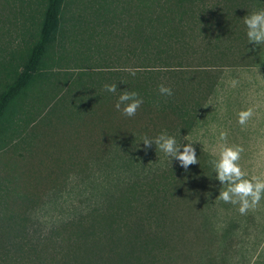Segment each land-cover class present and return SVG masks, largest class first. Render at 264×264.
<instances>
[{
	"label": "trees",
	"instance_id": "obj_1",
	"mask_svg": "<svg viewBox=\"0 0 264 264\" xmlns=\"http://www.w3.org/2000/svg\"><path fill=\"white\" fill-rule=\"evenodd\" d=\"M261 9L264 0H0V22L2 10L21 12L17 20L23 35V45L10 51L0 40V151L15 142L41 110L29 108L32 95L39 98L44 88L54 85L57 74L52 69L62 59L50 57L58 43H65L60 38L71 37L61 36L67 11L76 17L70 25L74 33L90 25L87 16L106 30L120 29L118 51L130 62L126 65H132L105 76L82 68L77 77L67 79L47 113L54 110L62 122L82 113L84 119L103 124L99 130L106 153L116 143L134 153L135 138L143 146L145 136L155 139L166 133L177 139L193 130L215 87L207 72L187 64L203 47L212 58L215 50L225 57L219 44L244 42L243 18ZM2 30L0 24V37ZM111 84L117 85L116 93L105 90ZM161 84L172 89L171 97L159 93ZM124 90L143 99L131 118L122 115L123 105L115 108ZM197 158L199 164L187 170L179 163L146 168V176L134 175L107 203L66 213L64 205L72 199L68 174L54 172L42 186L45 177L21 172L11 186L0 188V264H185L198 243L210 264H220L223 250L233 246V229L225 231L217 247L205 214L200 224L187 216L190 199L201 193L196 185L204 188L213 175L211 158L199 153ZM62 177L67 178L66 197L58 187ZM79 192L83 198L86 192Z\"/></svg>",
	"mask_w": 264,
	"mask_h": 264
},
{
	"label": "rangeland",
	"instance_id": "obj_2",
	"mask_svg": "<svg viewBox=\"0 0 264 264\" xmlns=\"http://www.w3.org/2000/svg\"><path fill=\"white\" fill-rule=\"evenodd\" d=\"M2 13L1 46L5 49L8 47L9 51L12 48L19 49L23 45V35L17 18H22V14L12 10H2ZM73 18L76 17H73L72 11L64 14L65 32L61 36L71 34V37L69 40L60 38L65 43H58L50 57L52 60L62 59L60 66L53 63L55 66L52 71L57 74L54 85L44 88L45 93L39 98H33L32 95L29 100V108L35 106L41 110L30 126L22 127L16 141L6 150L0 151V188L11 186L10 183L20 177L21 172L39 176L40 180L45 177L42 186L50 181V178H46L54 177V172L68 174L72 199L64 205V213L86 210L90 204L101 205L111 200L123 183L137 173L138 176H146L148 172L144 171L154 165L166 169L179 163L173 161L170 165L164 153L156 150L154 145L145 149L140 146L138 138L133 140L134 153H126V147L120 143L111 146L110 154L106 153L104 136L99 130L103 124L94 123L90 117L84 119L82 113L77 116L70 114L69 122H62L54 110L47 113L61 89L66 87L67 79L77 77L82 68L88 67V73L105 76L111 72H122V67L127 66L128 61L118 51L122 44L120 29L114 26L106 30L105 25L98 26L92 16H87L90 25L74 33L73 28H70ZM72 33L75 40L72 39ZM246 33L245 41L239 45H230V42L219 44L220 49L226 52L225 57L215 50L213 55L216 58H212L203 44L200 46L202 50L187 64L197 67H193L195 71L207 72L215 88L204 101L196 125L186 136L187 139L181 135L177 141L181 144L194 143L197 156L198 153L206 154L213 160L218 158L213 152L218 151V145L222 143L219 140L220 133L227 132V143L241 145L245 150L241 164L249 178L253 175L264 178V45L250 44ZM204 52L211 57L209 60ZM131 65L127 67L131 68ZM233 80L239 82L236 87L232 86ZM65 93L68 97L71 95L67 91ZM250 107L254 109L255 115L247 126L241 127L238 114ZM86 164L88 166L82 169ZM74 166L77 167L72 168ZM212 172L210 184L204 185L202 189L195 184L201 193L190 199L187 216H194L200 224L205 214L207 223L214 231L212 236L217 247L223 243L225 231L233 229V246L223 250L225 260L220 264H264V199L255 209L241 215L238 205L226 204L217 199L222 185L215 179L213 167ZM67 178L62 177L58 181V187L64 189L65 197L66 187L63 185H66ZM79 190L86 192L83 198L79 197ZM37 213V217L42 219L41 212ZM188 220L189 217L186 218ZM186 245L189 246V243L186 242ZM202 247L203 244L198 243L193 247L195 250L191 248L190 258L184 261L185 264H210L208 257L200 253V250L203 252ZM212 251L214 256L217 250L213 247Z\"/></svg>",
	"mask_w": 264,
	"mask_h": 264
},
{
	"label": "clouds",
	"instance_id": "obj_3",
	"mask_svg": "<svg viewBox=\"0 0 264 264\" xmlns=\"http://www.w3.org/2000/svg\"><path fill=\"white\" fill-rule=\"evenodd\" d=\"M243 22L247 28L246 35L249 43L255 46L264 45V9L245 16ZM132 74L135 75L134 72ZM231 83L233 87H236L239 82L233 80ZM105 90L109 93H116L117 85H105ZM158 91L163 96L171 97L173 95L172 89L164 84L158 86ZM142 104L143 99L139 97L138 93L124 90L121 91L115 108L121 110L123 105L122 115L131 118L136 115ZM254 115V109L251 107L240 111L238 124L241 127L247 126ZM227 138L228 133L222 131L219 136L222 143L218 145V151L213 152V155L218 158L209 161L214 169L215 179L222 185L217 199L226 204L238 205L239 213L246 215L249 210L255 209L264 199V178L254 175L249 178L248 172L241 164L244 148L241 145H229ZM185 139H187L186 136ZM142 144L145 149L154 145L156 150L169 158L170 165L173 161H178L179 166L184 170L199 164L192 142L181 144L174 136L162 133L155 139L145 136Z\"/></svg>",
	"mask_w": 264,
	"mask_h": 264
}]
</instances>
